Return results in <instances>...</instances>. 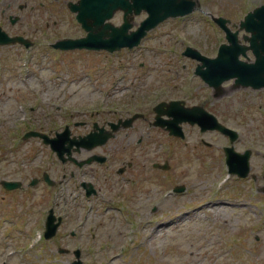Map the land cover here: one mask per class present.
<instances>
[{"label": "rangeland", "instance_id": "374dc122", "mask_svg": "<svg viewBox=\"0 0 264 264\" xmlns=\"http://www.w3.org/2000/svg\"><path fill=\"white\" fill-rule=\"evenodd\" d=\"M69 1L76 0H0V25L9 33L27 35L35 42L31 59L35 66L32 62L31 68L41 75L40 79H44V86L27 80L42 95H35V90H28L25 85H19L16 90L10 79L14 76L20 78L21 72L30 71L24 64L29 54L22 55L24 47H17L20 55L16 63L14 55L11 57L15 47H0V82H3L0 85V180L20 179L29 185L34 176H42L46 170L61 187L41 184L17 191L4 189L0 183V264H72L74 257L58 253V241L48 243L42 238L44 221L52 205L62 208L63 194L69 202L67 215L72 213L78 218L84 210L80 207L73 209L74 203L71 202L75 193L80 192L79 181L88 176L79 174L76 165L63 163L50 146L37 137L24 140L22 135L30 128L53 134L62 130L67 122H71L68 124L73 134L86 133L93 123L88 121L91 117L84 107L98 102V92L92 91L94 87L88 83L99 80L100 74L113 75L116 79L126 71L135 75L133 79L140 88L146 87L145 93L157 91L156 98L168 100L190 95L192 100L201 103L208 97L204 103L207 109L222 122L240 130L236 148L242 151L248 147L253 149L252 169L246 178L234 177L228 189H225L226 184L219 187L216 182V189H224L225 194L211 196L214 181L225 180L221 174L226 173L223 147L229 144L228 137L218 131L206 135L213 147L203 146L202 152L193 148L197 153L192 159H185V151L174 150H189L198 143V138H189V148H179L181 142L162 133L155 138L156 145L150 138V146L155 145L160 150L158 158L169 160L173 166L166 171L165 178L185 183L188 191L168 197L153 214V198L168 187L153 178L143 186L142 196L146 200L142 206L130 201L107 203L106 207L100 208V213L89 215L78 236L85 239L84 264H264V193L259 190L264 186V89H237L233 87V80H228L224 82L221 97H212L213 88L203 80L192 75L185 79V71H194L196 63L182 55L190 45L207 56H214L220 44L226 42L224 32L208 13L229 17L231 22L228 25L235 29L232 22L239 25L248 8L264 3V0H201L205 12L195 11L189 17L161 23L140 46L128 52V58L124 59L131 64L123 67L115 54H61L48 48V44L57 38L85 34L75 12L68 7ZM11 15H17V23H11ZM122 15V11H117L111 20L120 24ZM145 16V11L136 15L135 24ZM248 54L252 56L250 51ZM19 58H22L21 62ZM137 60H146V66L140 67L139 64L135 69ZM185 63H188L187 70L181 67ZM152 64L160 65V70L152 71ZM105 83L102 86L106 91L122 88L115 93L118 95L108 98L107 104L121 97L127 108L131 82L116 83L114 87V81L106 80ZM158 84L161 85L156 86ZM80 86H84L82 91ZM135 91L137 95L141 94L136 88ZM57 96L64 100H53ZM27 98H34V102L27 101ZM100 102L105 103L104 100ZM31 104H39V107L30 111ZM75 107L79 111H75ZM113 114L112 118L118 115ZM139 125L140 121L136 120L135 130ZM138 132H133V128L123 130L115 141L126 143ZM150 134L155 135L153 130ZM150 151L153 152L152 148ZM85 154L84 151L75 153L77 158ZM174 154L181 159L177 165ZM150 155L156 158L153 153ZM76 171L77 175L70 178ZM121 193L128 197L127 189ZM123 196L119 194L115 200L123 201ZM205 199V203H209L202 205ZM93 221L99 222V226L103 222L102 227L89 229V223ZM74 244L70 247L73 248Z\"/></svg>", "mask_w": 264, "mask_h": 264}, {"label": "water", "instance_id": "95a60500", "mask_svg": "<svg viewBox=\"0 0 264 264\" xmlns=\"http://www.w3.org/2000/svg\"><path fill=\"white\" fill-rule=\"evenodd\" d=\"M69 7L72 11L78 13L77 17L79 21L89 31L87 38L90 40L91 46L100 48L105 45L121 47L123 45L138 44L147 34L148 30L163 20L168 17L188 14L196 9H200L201 5L198 0H79L76 3L70 2ZM119 9L124 11V23L116 26L107 20ZM143 10L148 12V16L136 30L130 31L133 26L134 15L140 14ZM213 18L226 31L228 43H223L220 46L218 55L214 58L204 56L193 48H188L186 51L188 55L197 57L203 61V64L198 66L197 73L201 74L206 82L214 86L218 91L221 90L222 82L230 78L235 79V87L251 86L254 89L264 87V4L249 12L244 20L240 22V28L235 31L227 25L230 22L229 19L222 16H213ZM240 29H245L250 33L243 35V38L249 42L248 44L242 43L239 37ZM16 40L24 41L23 37L9 38L0 29V42ZM74 44H68L67 40L57 43L61 47H81L83 45ZM248 50H251L254 54V61H251L248 57ZM241 55L246 56L247 60L241 59ZM204 65L207 68H204ZM173 105L174 102L171 103L170 109L167 110V113L171 115L176 113ZM185 114L188 115L189 119L195 121L197 116L205 114V111L200 109V107H193L186 109ZM210 118L212 122L211 127L217 126L222 129L223 126L217 123L215 117L210 116ZM33 133L35 134V132ZM87 137L92 138L94 135L89 134ZM51 141L55 149L58 147L62 151L63 143L59 142L58 146H55L53 139H46V142ZM231 149L227 148L230 154V163L241 176L247 175V171L249 170L248 156L240 154L241 165L238 161L239 154H231ZM3 184L8 188L17 187V182L14 181H3Z\"/></svg>", "mask_w": 264, "mask_h": 264}, {"label": "flooded vegetation", "instance_id": "af4514ba", "mask_svg": "<svg viewBox=\"0 0 264 264\" xmlns=\"http://www.w3.org/2000/svg\"><path fill=\"white\" fill-rule=\"evenodd\" d=\"M174 99L183 100L177 104V107L179 108L197 104V101L192 100V97H180L179 95L178 98ZM208 100L209 98L206 97L201 102L205 103ZM160 101H163V99H160ZM157 103L158 101L154 104H150V100L146 98L144 103L136 109V112L140 114V116L136 119L140 121L139 128L135 130V120L129 128H121L106 144L97 147L95 151L91 153L103 154L107 156V160L105 162H94L88 165V167L84 169L83 173L90 178L83 179L82 181L90 180L93 182L97 189V194L101 193L102 198H104L105 201H113L119 194L123 196L121 191L127 189V200L133 203H138L142 206L146 200L143 199L142 196L143 186L146 182L150 181V170L153 169L158 175H164V169H161L160 167H151V160H160L158 158L160 150L156 149L155 138L160 133L164 134V131L161 130L160 127L153 125L156 115L154 108ZM132 108V105L127 107L128 110ZM114 113H118L115 118H112L114 115L113 113L103 112H100L96 118L99 122H102V125L109 128V122L119 121L120 119L128 116L123 111L117 112V110H115ZM131 128H133V132L139 131L138 134L130 136L126 143H120L119 140H117V142L115 141L117 139V135L121 131ZM183 128L186 136L189 135L190 138L196 134L204 135L212 133V131L203 133L198 126L191 125L189 123H184ZM194 128L197 132L193 130ZM151 130L154 131L155 135L152 136L150 134ZM150 138L152 143L155 144L153 147L150 146ZM111 141H113L112 144H110ZM151 148L153 152L150 151ZM151 153L156 155V158H153V156L150 155ZM91 154L86 153L83 157L90 156ZM123 198H125V196H123ZM63 212L65 213L66 211ZM58 213V215L62 214L60 212ZM80 219H82L81 216H78L77 218L71 214H65L63 216V223L60 226L58 235H61L67 246L74 244V240L77 237L79 230V227H75V225ZM72 231H75L76 234H73Z\"/></svg>", "mask_w": 264, "mask_h": 264}]
</instances>
